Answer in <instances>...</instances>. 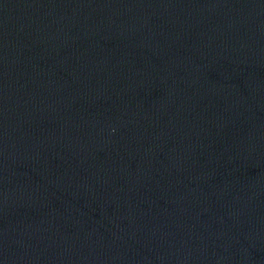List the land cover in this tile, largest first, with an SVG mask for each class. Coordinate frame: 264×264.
<instances>
[{
    "label": "water",
    "instance_id": "water-1",
    "mask_svg": "<svg viewBox=\"0 0 264 264\" xmlns=\"http://www.w3.org/2000/svg\"><path fill=\"white\" fill-rule=\"evenodd\" d=\"M0 264H264V0H0Z\"/></svg>",
    "mask_w": 264,
    "mask_h": 264
}]
</instances>
